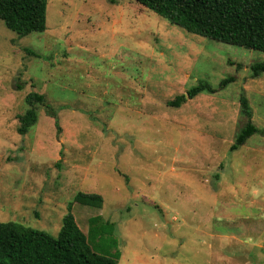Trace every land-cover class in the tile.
Listing matches in <instances>:
<instances>
[{
	"label": "rangeland",
	"instance_id": "374dc122",
	"mask_svg": "<svg viewBox=\"0 0 264 264\" xmlns=\"http://www.w3.org/2000/svg\"><path fill=\"white\" fill-rule=\"evenodd\" d=\"M263 61L134 0H47L46 31L25 37L0 21V223L56 236L71 206L117 264H264V133L230 151L241 92L264 132V73L250 71ZM32 92L45 104L20 135ZM78 192L102 207L75 203Z\"/></svg>",
	"mask_w": 264,
	"mask_h": 264
},
{
	"label": "trees",
	"instance_id": "16d2710c",
	"mask_svg": "<svg viewBox=\"0 0 264 264\" xmlns=\"http://www.w3.org/2000/svg\"><path fill=\"white\" fill-rule=\"evenodd\" d=\"M134 1L189 34L264 53V0ZM46 8L47 0H0V21L18 37L43 33L46 31ZM250 71L252 78L263 74L264 61L252 64ZM234 81L235 77L227 76L219 82L218 89L198 81L185 94L168 101L167 106L179 108L186 100H193L201 93L215 94ZM24 101L30 108L18 116L17 132L20 135L36 125L38 115L34 106L44 105L45 97L32 92ZM239 104L246 121L230 151L243 146L251 136L264 133L253 124L252 111L243 92L240 93ZM50 113L56 117L55 112ZM74 202L100 209L103 198L97 194L78 192ZM92 219L94 222L100 217ZM117 257L94 251L88 234L85 235L78 227L71 206L63 216L56 236L13 222L0 223V264H117Z\"/></svg>",
	"mask_w": 264,
	"mask_h": 264
}]
</instances>
